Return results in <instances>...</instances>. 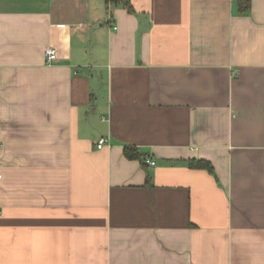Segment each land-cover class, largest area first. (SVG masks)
<instances>
[{
  "label": "crops",
  "instance_id": "0c3cea01",
  "mask_svg": "<svg viewBox=\"0 0 264 264\" xmlns=\"http://www.w3.org/2000/svg\"><path fill=\"white\" fill-rule=\"evenodd\" d=\"M129 1L0 0V264H264V0Z\"/></svg>",
  "mask_w": 264,
  "mask_h": 264
},
{
  "label": "trees",
  "instance_id": "16d2710c",
  "mask_svg": "<svg viewBox=\"0 0 264 264\" xmlns=\"http://www.w3.org/2000/svg\"><path fill=\"white\" fill-rule=\"evenodd\" d=\"M239 1V7L241 12L245 13L249 9V0H238ZM113 5H122L125 8H127L130 12L133 11L132 6L130 4L129 0H109ZM125 156L130 159H140L142 157V153L135 147L130 145H125L123 150ZM188 165L191 168H200L205 169L214 173L213 166L209 161L202 160V159H193L188 161Z\"/></svg>",
  "mask_w": 264,
  "mask_h": 264
},
{
  "label": "built area",
  "instance_id": "2783aa9c",
  "mask_svg": "<svg viewBox=\"0 0 264 264\" xmlns=\"http://www.w3.org/2000/svg\"><path fill=\"white\" fill-rule=\"evenodd\" d=\"M44 57H45V62L47 64L53 63L57 59V51L54 47H46L44 50ZM105 142V138H101L98 140L97 147L101 148L102 145ZM144 161L149 164V165H154L155 161L150 159L149 157H145ZM1 178V175H0Z\"/></svg>",
  "mask_w": 264,
  "mask_h": 264
}]
</instances>
